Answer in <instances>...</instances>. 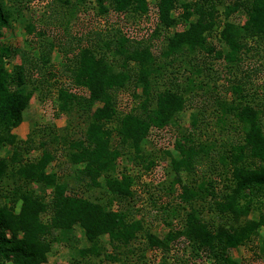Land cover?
I'll list each match as a JSON object with an SVG mask.
<instances>
[{
    "label": "trees",
    "instance_id": "obj_1",
    "mask_svg": "<svg viewBox=\"0 0 264 264\" xmlns=\"http://www.w3.org/2000/svg\"><path fill=\"white\" fill-rule=\"evenodd\" d=\"M24 1L29 0H0V39L3 28L10 25L16 12L20 13V9H13L12 5L17 2L22 5ZM87 1L58 0L69 10L67 17L76 16ZM149 1L95 0L98 15L102 17L112 12L117 15L147 14ZM155 5L158 27L148 42L157 38L162 30L176 29L167 37L161 58L155 56L147 41L131 40L119 30L112 31L115 28L103 33L90 27L80 38L72 35L65 38L69 46L67 51L73 57L64 68L63 75L73 88L64 84L59 86L56 74L49 72L47 77L54 79V85H57L61 112L69 113L74 106L90 110L98 105L82 138L64 139L68 144L69 162L83 166L77 172V179L85 181L89 189L102 187L101 180H104L105 193L110 197L106 204L79 196L67 181L60 182L57 174L49 171L56 156L43 141L38 147L34 145L35 130L26 140L13 133L23 123L35 94L50 85L46 82L47 66L51 63L55 45L49 43L48 50L43 51L30 69L21 64L9 71L6 62L14 54L0 41V149L12 148L9 158L0 157V264H44L56 244L73 250L69 260L71 264H81L101 255L114 263L143 264L125 262L117 255L122 249L129 248L140 234L146 240L143 254L146 251L163 254L158 264H198L201 259L211 264H237L231 260V252L251 241L264 227V106L261 108L242 100L227 110L242 127L243 137L226 153L231 180L220 193L215 192L214 184L208 180L190 186L177 178L175 185L181 186L178 198L189 207V211L183 218V226L170 230L163 237L146 231L144 220L134 219L132 208H122L134 197V178L127 173L116 175L124 151H132L142 157L143 145L151 129L163 130L175 125L190 101L177 82H174V87L160 90L158 83L166 67L177 62L179 72L182 64L190 66L194 54L205 52L215 54L214 58L223 60L232 71L239 68L245 54L253 50L251 43H264V0H156ZM242 13L246 16L245 22L236 23L233 17ZM193 16H196L195 22H191ZM181 20L184 27L177 29ZM67 21L69 23L70 20ZM221 23L219 38L226 50H216L209 42V37ZM25 28L29 35L35 33L33 24L29 23ZM44 33L36 34L42 37ZM112 52L122 60L121 64L107 61L106 55ZM132 65L137 70H132ZM192 67L197 71L196 65ZM41 71L42 81L36 78ZM253 73L257 74V69ZM250 77L249 74L240 77L231 88L232 94L242 95ZM186 81L192 85L190 77ZM132 83L142 84V92L140 96L134 94L137 106L121 116L116 109L117 94ZM73 89L84 90L87 95ZM196 121L194 116L192 124ZM111 122L116 123L113 128L108 126ZM180 134L174 144L176 157L169 151L165 154L170 156L171 168L176 175L195 173L206 146L196 143L189 133ZM35 149H41V156L29 158ZM154 166L155 161L148 160L145 170L149 171ZM5 179H11L14 184L13 197L3 186ZM37 187L50 192L49 202L37 192ZM208 197L209 208L220 216L221 223L206 222L202 211L193 205ZM114 203L118 210L112 208ZM18 205L19 210L16 208ZM254 209L260 211L257 219L251 218ZM47 213L49 221L44 220ZM76 228L83 231L89 246L81 249L74 246ZM103 237H108L112 254H106ZM180 240L191 246L190 255L176 257L170 262L166 256L179 245Z\"/></svg>",
    "mask_w": 264,
    "mask_h": 264
},
{
    "label": "rangeland",
    "instance_id": "obj_2",
    "mask_svg": "<svg viewBox=\"0 0 264 264\" xmlns=\"http://www.w3.org/2000/svg\"><path fill=\"white\" fill-rule=\"evenodd\" d=\"M224 1V0H222ZM227 1V0H226ZM74 2V0H73ZM150 10L144 15H131L110 13L107 17L98 15V8L95 0H88L80 8L76 16L69 15L67 7L61 6L58 0H29L25 4L18 5L15 3L13 9H20V13H15L10 25L3 28V36L0 41L3 46L8 47L14 56L8 58L6 62L7 70L12 71L14 66L25 64L29 69L36 64L43 51H47L49 43L55 45L51 53V63L47 66L46 82L50 85L37 92L31 100L29 109L25 112L23 123L13 130V133L22 140L28 139L32 130L34 132L35 146L39 142L47 143V148L56 156L55 161L49 168V171L55 172L60 182L67 181L79 196L98 201L106 204L110 198L105 193V182L102 179L100 188L89 189L85 181L77 179V172L83 166H74L67 157V142L65 137L73 139L82 138L90 123V116L98 107L94 105L91 111L74 106L69 113L61 112L59 109L57 85H54V79H47L49 72L56 74L59 86L64 84L73 88L67 81L63 70L72 59V54L67 51L69 46L66 43V36L81 37L90 27L105 33L110 28L112 31L119 30L122 34L131 40L148 42L150 35L158 27V13L156 0H150ZM6 4L7 3H3ZM8 5H11L10 3ZM67 12H69L67 14ZM22 14V16H21ZM233 19L236 23L243 24L246 16L237 14ZM70 20L69 23H67ZM196 16H193L191 22H195ZM180 24L177 29H183L184 25ZM33 24L35 33L29 35L26 32V25ZM182 24V25H181ZM222 29V23L214 30L209 37V42L216 50H226L221 43L219 32ZM176 29L170 31H161L157 38L149 41L152 52L158 58H161L165 50L167 37L172 35ZM44 31V35L38 36L36 33ZM118 32V31H116ZM44 44V45H43ZM253 50L244 56L242 65L230 71L223 60H216L214 55L201 52L196 53L190 61V66L182 64L179 69V63L175 62L172 66H167L158 83L160 90L175 86L174 82L184 90L185 96L190 99L185 110L181 113L175 125H169L163 130L152 128L149 138L143 145L142 157L137 156L132 151H124L123 157L119 159L116 175L127 173L134 178V197L128 200L125 207L132 208L134 219H143L146 231L158 237H163L170 230H177L183 226L185 214L189 207L180 202L178 195L181 192L180 184L175 185V180L181 178L184 185H195L208 180L212 182L215 192L220 193L224 186L231 180V171L225 161L226 153L231 150L233 144L242 141L243 130L239 126L234 115L227 112L233 105L242 100L244 103L249 102L264 106V43H251ZM102 53V52H101ZM107 61L112 64H121L122 60L116 57L115 53L106 55ZM162 63L163 59L160 60ZM193 64L197 66L193 69ZM132 70H137L135 65L131 66ZM257 69V74L253 71ZM186 70V71H184ZM36 76L43 80L40 75ZM249 74L251 77L247 81L245 91L240 96L232 94V86L237 84L240 77ZM190 77L192 85H189L186 78ZM174 78V81H172ZM189 87L187 88V86ZM74 90V89H73ZM79 94L86 96L84 90H74ZM142 84L132 83L117 94V111L123 116L131 112L137 106V99L134 94L140 96ZM245 98V99H244ZM262 108V107H261ZM262 123L264 124V107ZM197 118L195 124H192V118ZM116 125L115 122L108 124L110 128ZM180 133L191 134L195 142L206 146V150L201 154L195 173L187 174L185 172L176 175L171 168V158L165 152L169 151L173 157H176L174 144L180 138ZM56 139V140H55ZM11 147L0 149V157H10ZM41 156V149H35L28 157L37 159ZM148 160H154L155 166L149 171L145 170ZM3 186L6 188L10 197L14 184L11 179H5ZM37 192L50 200V192H45L37 187ZM264 199V197H262ZM210 197L200 201L197 208L202 211L203 219L210 223H221V218L215 215L209 208ZM19 210V205L16 207ZM114 210L119 207L116 203L112 205ZM121 208V209H122ZM264 210V209H263ZM260 211L254 209L251 218H258ZM50 215H44V220L49 221ZM74 246L81 249L89 246V243L80 229L75 230ZM145 238L142 234L133 241L129 248L122 249L117 255L120 260L125 262H143V264H158L162 260V253L146 251L144 254ZM106 254L113 252L109 245L108 237L102 238ZM191 246L187 241L180 240L179 245L171 251L166 257L170 262L174 258L188 257ZM70 248L63 245H54L51 253L48 254L47 262L44 264H71L72 258ZM128 251V252H127ZM187 253H186V252ZM132 252V253H130ZM188 255V256H187ZM140 259V260H139ZM231 260L237 264H263L264 263V227L258 230L256 236L251 241L246 242L243 246L231 252ZM198 264H211L208 260H198ZM81 264H122L111 262L105 259V256L91 257Z\"/></svg>",
    "mask_w": 264,
    "mask_h": 264
}]
</instances>
